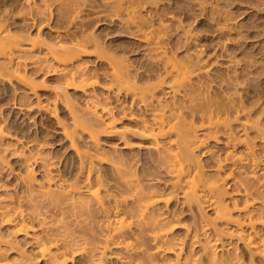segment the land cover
<instances>
[{"label": "bare ground", "instance_id": "bare-ground-1", "mask_svg": "<svg viewBox=\"0 0 264 264\" xmlns=\"http://www.w3.org/2000/svg\"><path fill=\"white\" fill-rule=\"evenodd\" d=\"M55 1H58L60 6L67 3L66 7L69 8L67 9L71 13L75 11L73 0ZM110 1L120 6L132 7L128 8L133 9L128 21L137 23L136 17L139 15L136 13L140 12L139 6L154 0ZM25 2L29 3L30 0ZM71 18L73 20L75 15ZM143 25L145 27L144 23ZM137 26H141V23ZM144 27L136 30V37L145 40L149 49L155 53L153 55H157L156 58L164 60L163 80L167 83L168 89L174 95L179 91L183 92L192 102L188 104H193V108L196 109L201 108L199 128L192 127L193 124L189 123V119L187 121L182 109L165 110L162 109L161 103L162 108L160 104H157L159 107L154 105L151 109L152 117L137 118V126L133 131L142 140L139 146L156 156L153 164L158 173L154 177H147L131 167L109 164L114 173L111 180L107 179L99 171L101 167H95L102 164L100 154L103 152H100L98 138L101 134H118L120 138H124L127 131L121 130L115 124L111 111L102 103L95 88L101 86L107 93L116 95L122 91L131 92L135 99L146 102L149 101L146 99L150 98L152 103L154 101L152 98L156 99V88L161 85L153 84L147 90L145 87L137 86L126 59L123 56L120 58L111 56L105 45L93 35L81 33L79 36L73 35L75 39L69 42L59 39L48 44L45 56L32 61L31 66L40 69L48 66L51 67L48 71L62 76L64 85L58 86L60 93L58 89L55 91L58 96L63 88H74L89 96L93 109H90L92 110L90 112H93V118L92 114L90 118L96 121L93 124L97 126L87 123V120L84 123H80L83 120H77L72 133L64 128L81 158L75 182L67 181L68 179H64L60 172L53 170V163L45 156L40 159L43 161L42 166L45 167L43 177L45 180L38 182L35 181L33 169L30 168L34 152L30 150L27 152L24 149L20 139L8 131L5 121L0 116V264H35L20 238L31 245L38 258L45 264H75L74 260L77 257L85 260L86 264H104L111 242H118V246L120 244L123 247L129 264H245L240 256L242 254L233 252L235 250L233 248L229 249L232 243L227 236L229 231L222 227L228 224L233 225L229 229L233 228L237 232L236 237L250 254H257L264 259V166L262 167L263 161L260 158L262 156L261 154L258 156L257 151L258 146L260 148L264 146L262 130H258L261 131L258 134L259 143L247 135L250 125L245 122L241 125L246 135L243 138L235 135L236 131L231 126L233 123L230 124L231 118L228 120L230 115L219 112L218 108L223 111L222 106H217L218 108L212 106L216 105L211 96L214 94L209 96L211 99L206 98L208 94L203 95L205 78L210 76L207 66L205 67L206 63L203 64L202 60L195 57L188 59L182 58L183 56L177 58L179 57L177 55L175 58L172 55L170 57L166 52L167 48L163 47L164 43L161 44L164 38L158 37L160 34L154 37L152 33L155 31L149 32ZM31 40L28 42L22 36H17L8 25L0 22V72L3 70L8 74L14 71L15 73H12L14 77L16 75L17 79L27 85L30 92H34L41 84L24 73L28 65L25 57L36 46L35 41ZM90 48L100 59L110 56L108 71L104 76L100 75L106 78L105 81H101L99 72H93L85 65V61L84 63L75 61L78 56L91 50ZM9 67L15 70L9 71ZM20 68L24 70L21 75L18 72ZM219 102L218 104H221ZM193 111L191 113H196L195 109ZM222 114L226 116L223 117ZM80 132L87 134L94 147L92 148L94 153L81 151L80 146L74 144L73 141L80 136ZM222 135L226 137L224 142L229 149L227 148L224 156H216L213 170H207L199 158L197 159L195 151L206 146L209 140L221 142ZM241 143L244 151L241 154L235 153L232 149ZM129 145L126 141L125 146ZM18 150L24 156L23 162L28 165L26 171L17 176L24 185V195L17 192V188L10 183L12 180L7 181L3 176L8 153ZM84 158L89 159V165L83 162L86 161ZM230 165L231 168L240 169V175H236L231 169V172L223 177L221 172ZM245 169H249L250 173L244 172ZM241 170H244L242 172L245 175H241ZM161 171L169 176L167 181H163L159 173ZM226 187H232L234 191L231 196L232 207L227 203L228 200L226 201ZM178 194L182 197V203H187L190 211L196 208L198 213L202 212L203 203L213 210V216H205L207 219L204 222L195 216L197 219L195 223L185 227L184 238L174 233L176 225L183 222L178 210L171 205L175 199L178 200ZM36 198L38 199L35 200ZM112 199L114 206L110 207L108 203ZM44 205L47 211H42ZM51 210L53 214L49 215L48 211L51 213ZM192 246L199 248L195 251ZM132 258L138 260L133 261Z\"/></svg>", "mask_w": 264, "mask_h": 264}, {"label": "rangeland", "instance_id": "rangeland-1", "mask_svg": "<svg viewBox=\"0 0 264 264\" xmlns=\"http://www.w3.org/2000/svg\"><path fill=\"white\" fill-rule=\"evenodd\" d=\"M25 1L0 0V22H4L13 33L22 36L26 41H32L31 39L35 41V48L25 57V61L28 63L26 71L24 72L20 68L21 70H18V72L20 75L23 72L27 73V76L34 78L33 80L41 85L37 87L35 93L30 92L27 85L12 74L15 70L14 66L13 69L9 67V71L12 70V73L7 74L6 71L2 70V73L5 72L6 75H13V77H7L0 72V116L5 121L8 131L20 139L24 149L27 152L28 150L34 152L35 156L31 159L32 165L30 168L33 169L35 181L42 182L45 180L43 178L45 177V167L42 166L43 161L40 160L42 156H45L53 163V170L60 172L64 179H68L67 181L75 182L79 174L81 158H79L78 152L69 140L70 137L64 132V128L69 132L75 130L74 124L77 120H83L80 123L87 120V123L90 122L91 125L97 126V124H93L96 121L91 120L93 112L90 111L93 109L89 96L80 90L74 88L64 89L63 87L61 89L62 93L58 96L55 91L58 89V93H60L58 86L64 85L62 76L53 73V71H48L51 67L46 65L47 68L44 67L43 69L31 66L32 61L45 56L48 44L59 39L69 42L71 39H75L74 36H79L81 33L93 35L100 40L111 56L118 58L123 56L137 86L145 87L147 90L153 84H155L153 86L161 85V87L156 88V99L152 98L154 100L152 103L150 98L146 99L149 101L145 100L149 102L148 104L140 99V101L137 98L135 99L131 92L122 91L116 95L107 93L101 86L95 88V92L101 98L102 103H105L107 109L111 111L115 124L121 130L127 131L124 138H120L118 134H101L98 138L100 152H103V154H100L102 155L100 156L102 164L95 165L96 163H93V165L95 167L99 166L98 168L101 167L99 171L107 179L111 180L114 173L109 164L131 167L147 175V177H154L158 173L155 164H153L156 156L139 146L142 140L133 131L137 126V118L152 117L153 112H151V109L154 105L159 107L157 104L161 103L163 106L162 108L160 104L161 108H165V110L182 109V112H185L183 115L187 116V121L189 119V123L193 124L192 127L199 128L201 124L199 122L201 121V108H197L199 109L197 112V109L193 108V104H188L192 102L188 97H185L183 92L179 91L174 95L168 89L167 83L163 80L165 77L164 60H159V57L156 58L157 55H153L155 53L149 49L145 40L136 37V30L143 28V23L145 24L144 29H148L149 32L155 31L152 33L154 37L160 34L158 37L162 36L164 38V41L161 39L163 41L161 44L164 43L163 47L167 48L166 52L170 57L171 55L174 58L177 56H179L177 58L183 56L182 58L187 57V59L195 57V59L202 60L203 64L206 63L205 67L207 66L210 76H208L209 78L206 77L207 80L205 78V87L203 86L205 93L203 95L208 94L206 96L208 99L211 94H214L211 96L217 101L215 102L212 99L216 104L212 106L216 108L222 106L223 111L218 108L219 112L230 115L227 118L228 120L231 118L230 121L232 122L230 124L233 123L231 126L236 131L235 135H239V138L246 135L241 125L244 122L250 125L247 135L252 139L254 138L257 143L260 139L258 134L261 132H258V130H262L261 133L264 135V0H154L139 6L140 12L136 13V15H139L136 17L137 23L131 22V20L128 21L133 10L129 9L132 7L120 6L110 0H73L75 2V13L68 10L67 3H65V6H60L59 2L55 0H30L29 3ZM68 1L64 0V2ZM74 15L75 18L72 20L71 17ZM141 17L143 20H140ZM128 22L131 24H128ZM140 23L141 26H137ZM148 26H153V28ZM108 57L100 59L91 49L86 54L78 56L75 61L78 60L80 63L85 61V65L90 67L93 72H99V76H104V73L109 69ZM202 61H200L201 64ZM103 76H100L101 81H105ZM161 80L163 81L159 82ZM218 100H222V102ZM46 106L52 110L47 109ZM189 109L192 111L195 109L196 113L189 112ZM226 115L222 114L223 117ZM79 135H76L78 138H75L74 144L80 146L81 151L94 153V147L87 134L80 132ZM222 136V140L220 138L221 142L209 140L206 146H202V148L200 147L199 150L195 151L197 159L199 158L207 170H213L217 157L224 156L229 149V146L224 142L226 137ZM126 141L129 142V146H125ZM261 147L258 146L257 151L259 152L258 156L260 154L262 156L260 158L263 161V167L264 146ZM208 148L210 149L208 150ZM234 149L232 150L235 153L241 154L244 151L243 143L237 145ZM15 152L8 153L7 166L4 168L3 173H5L3 176L7 181L12 180L10 183H13L12 185L17 188V192L24 195V185L21 184L17 176L23 174L28 165L23 162L24 156L21 151ZM88 160L82 161L89 165L90 161L88 162ZM231 167V165L225 167L221 175L224 177L231 171L236 175H240V169ZM242 171L244 170H241V175H245L244 172L250 173L249 169ZM159 173L163 181H167L169 176L162 171ZM226 189V201L228 200L227 203L232 207L231 196H233L232 192L234 191L232 187H226ZM112 204H114L113 199L108 205L113 207ZM186 204L182 203L180 194H178V200L175 199L171 204L178 210L177 212L183 221L177 224V228L174 229L175 235L182 238L185 236V227L193 225L194 221L197 220L195 216L199 221L203 219L202 222L207 219L205 216H213V210L205 203H203L202 212L199 213L196 208H192L193 210L190 211L189 206L187 205V207ZM46 208V206L44 209L42 208V211H47ZM52 212L53 210H51V213L48 211V214L51 215ZM235 213L234 216H236ZM228 225L222 227L229 231L227 236L230 239L229 241L232 242L229 249L233 248L236 250L233 252H237L239 255L242 254L240 256L245 264H264L263 257L250 254L236 237V231L233 228L229 229L233 225ZM20 240L23 242L26 251L33 257L35 264H45L43 260L38 258L37 253L33 251L27 241L23 238H20ZM192 248L197 251L199 247L192 246ZM107 251L104 264H129L127 262L129 258L125 256L123 247L120 244L118 246V242H111ZM136 259L138 260V258H132L131 260L135 261ZM74 262L75 264H86L85 260L83 261L78 257Z\"/></svg>", "mask_w": 264, "mask_h": 264}]
</instances>
